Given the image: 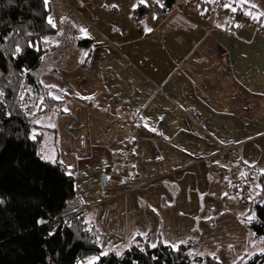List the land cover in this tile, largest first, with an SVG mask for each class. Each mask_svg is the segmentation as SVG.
Here are the masks:
<instances>
[{
    "label": "crops",
    "instance_id": "obj_1",
    "mask_svg": "<svg viewBox=\"0 0 264 264\" xmlns=\"http://www.w3.org/2000/svg\"><path fill=\"white\" fill-rule=\"evenodd\" d=\"M216 3L176 0L166 18L155 21L154 13L147 14L139 25L131 15L113 23L96 16L98 27L77 16L87 35L81 31L70 41L57 74L40 79L65 104L63 115L43 116L59 160L75 177L74 198L63 216L82 213L96 224L111 219L113 231L124 232L119 218L141 210L142 202L151 214L155 204L169 207L164 199L143 201L147 187L139 190L146 182L161 181L168 195L180 197L195 191L175 182L199 174L216 176L223 169L242 178L264 174V22H223ZM243 7L263 21L256 7ZM49 19L56 29L59 22ZM83 41L90 44L80 46ZM219 144L238 145L234 165L203 161ZM128 145L135 147L132 155ZM125 168L134 189L109 198ZM221 188L214 186L213 193L223 194ZM228 221L226 239L239 236L236 228L245 229L239 218ZM102 234L104 255L121 238ZM145 235L150 238L152 230ZM136 236L144 235L128 230V239ZM219 237L213 238L217 244ZM92 258V264L99 259L82 261Z\"/></svg>",
    "mask_w": 264,
    "mask_h": 264
},
{
    "label": "trees",
    "instance_id": "obj_2",
    "mask_svg": "<svg viewBox=\"0 0 264 264\" xmlns=\"http://www.w3.org/2000/svg\"><path fill=\"white\" fill-rule=\"evenodd\" d=\"M175 2L153 4L155 21L166 18ZM236 8L230 23H263ZM148 12L139 4L132 10L133 23L139 25ZM50 16L45 0H0V264H78L91 255L99 257L95 264H220L215 257L193 253V241L173 249L161 242L151 246L148 235L136 236L121 254L101 255L98 225L82 213L63 216L74 198L75 177L59 160L55 143L53 161L38 154L43 131L51 130L36 118L65 113L62 96L40 81L57 74L70 44L71 28L57 31ZM243 179L253 180L259 190L250 191V210L240 221H246L244 228L263 250L233 264H264V174Z\"/></svg>",
    "mask_w": 264,
    "mask_h": 264
},
{
    "label": "rangeland",
    "instance_id": "obj_3",
    "mask_svg": "<svg viewBox=\"0 0 264 264\" xmlns=\"http://www.w3.org/2000/svg\"><path fill=\"white\" fill-rule=\"evenodd\" d=\"M45 1L50 5V17L54 20V22H59V25L57 24L56 29L58 31H62L64 30L63 28L65 26L71 28L69 38L70 41H72L79 33H81L80 27L82 26V23L77 16L83 17L86 21L90 22V24L94 26L97 25L98 27V22L96 23L93 20H96V16L106 19L107 23H113V20L115 19L119 21L122 20L123 22V18H126L128 15H132L131 9H134L139 4H141L140 0ZM161 1L162 0H146V3H143V5H146L149 8L148 14H151L154 13L153 4H161ZM209 1L212 3L217 2V14L221 13L223 18H220V20H223V22L226 23L228 20L232 19L231 14L235 12L237 9L236 7H256V9L264 15V0H223L222 5L218 3L219 0ZM80 2L83 3L82 8L79 6ZM137 3L139 4L137 5ZM132 5L133 8H130ZM244 9L246 12L249 10L246 7ZM65 63H68L67 65L69 66L71 63L70 58L69 60L67 59ZM33 111V109L29 111V114H32ZM36 123L42 127L45 125L48 126L49 119L38 117L36 118ZM43 132V140L40 143L38 150L39 157L44 161H53L55 157L53 137L51 133H45V131ZM262 140L264 141V139ZM235 163L231 164L234 165ZM262 167L264 168V165ZM223 170V172L227 173V175L231 173V170ZM221 180V174L217 172L216 176H207L203 173L202 175L199 174L193 178H187L186 180L175 182L178 183V185H180L183 190H189L191 188V191H195L189 192L185 196L180 197H173L171 194L168 195L163 190V182L161 181L146 182L145 184L141 185L139 190L140 192L145 190V187H147L146 190L148 191L144 197L145 200L143 199V201L149 200L158 202L163 201L164 199L170 203L169 207L163 208L158 204H155V213L151 214L146 210V207L142 202L141 210H131L132 216L130 215V217H126L124 215L119 218L118 221L122 222L127 229L124 232H121L122 229H118V232L116 231L115 233L113 230L115 229L116 224L111 219H109L108 222L111 223L110 228L107 220L97 224L102 232L110 233V235L113 234V236L117 234L122 239L116 241V247L113 246L108 248V251L121 254L129 249L133 244V239L130 240L127 237L128 230L130 229L134 233H140L141 235H145V233L147 234L148 231L152 230V235L149 238L151 246H155L158 241H161L163 245L176 249L179 245L185 242L193 241L195 243V247L193 246L192 249L193 253L200 256L215 257L220 262V264H233L236 260L244 255H252L261 252L263 250L261 243L255 240L252 234H250L246 229L241 231V229L236 228L237 232H241L239 236H232L227 239L224 237L226 230L231 228V225L228 223L229 219L234 222L239 218V220L242 221L247 218V215L238 207V195L237 193L232 192L233 186L231 185L229 178L227 183H222ZM219 185L222 186L221 190L223 194L217 195L213 193V188L214 186ZM225 185L227 187H225ZM256 190H259L257 185ZM197 191H199V194H202L203 196H199L196 193ZM252 191L253 190H251V192ZM118 192L119 191L116 187L115 190L108 195V197L115 198L118 196H126L119 195ZM139 198L141 199V197ZM172 201L174 204H171ZM210 203L212 204L210 205ZM65 212H68V210L66 209ZM151 217L153 220L152 224L150 222ZM245 222L243 224H245ZM147 223L151 224L152 228H147ZM217 235L220 236L217 242L222 241V244H217L213 241V238ZM211 241L214 243V245L210 244ZM93 260H95V258L80 261L78 264H92Z\"/></svg>",
    "mask_w": 264,
    "mask_h": 264
},
{
    "label": "built area",
    "instance_id": "obj_4",
    "mask_svg": "<svg viewBox=\"0 0 264 264\" xmlns=\"http://www.w3.org/2000/svg\"><path fill=\"white\" fill-rule=\"evenodd\" d=\"M135 151L133 145H128L126 147V153L132 155ZM223 160L228 164L235 163L239 160L238 145H223L219 144L216 152L210 156L203 159L204 162L209 164H215L218 161ZM221 174L222 182L227 183L228 178L231 181V185L236 188V193L238 195V207L244 213L249 212L250 205V191L256 189V184L250 179H243L242 177H236L232 172L227 175L223 171H219ZM227 175V176H226ZM116 180L118 181L117 190L119 195H127L131 190L134 189V186L131 182V172L128 168H125L117 176Z\"/></svg>",
    "mask_w": 264,
    "mask_h": 264
},
{
    "label": "snow or ice",
    "instance_id": "obj_5",
    "mask_svg": "<svg viewBox=\"0 0 264 264\" xmlns=\"http://www.w3.org/2000/svg\"><path fill=\"white\" fill-rule=\"evenodd\" d=\"M140 3H141V4L146 3V0H140ZM233 10H235V9H233ZM249 15H251V13H249ZM49 23H50V24L53 23L51 19H49ZM81 31H82L85 35H87V32H86L85 29H81ZM149 31H150V29H149ZM104 254H106V253H104Z\"/></svg>",
    "mask_w": 264,
    "mask_h": 264
}]
</instances>
